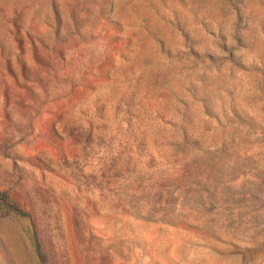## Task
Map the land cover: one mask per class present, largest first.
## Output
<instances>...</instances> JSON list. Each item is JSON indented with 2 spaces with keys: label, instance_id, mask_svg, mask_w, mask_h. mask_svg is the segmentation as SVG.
Here are the masks:
<instances>
[{
  "label": "rangeland",
  "instance_id": "374dc122",
  "mask_svg": "<svg viewBox=\"0 0 264 264\" xmlns=\"http://www.w3.org/2000/svg\"><path fill=\"white\" fill-rule=\"evenodd\" d=\"M0 264H264V0H0Z\"/></svg>",
  "mask_w": 264,
  "mask_h": 264
},
{
  "label": "water",
  "instance_id": "95a60500",
  "mask_svg": "<svg viewBox=\"0 0 264 264\" xmlns=\"http://www.w3.org/2000/svg\"><path fill=\"white\" fill-rule=\"evenodd\" d=\"M2 199V197L0 196V200Z\"/></svg>",
  "mask_w": 264,
  "mask_h": 264
}]
</instances>
